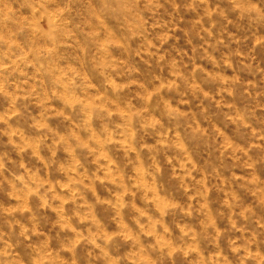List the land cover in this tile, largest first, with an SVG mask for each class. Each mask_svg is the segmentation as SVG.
Masks as SVG:
<instances>
[{
  "label": "rangeland",
  "instance_id": "obj_1",
  "mask_svg": "<svg viewBox=\"0 0 264 264\" xmlns=\"http://www.w3.org/2000/svg\"><path fill=\"white\" fill-rule=\"evenodd\" d=\"M36 4L0 0V117L11 102L4 89L23 100L21 115L0 123V158L23 163L51 188L49 196L60 198L44 208L29 198L49 247L74 243V256L63 255L77 264H241L244 248L234 253L232 247L250 241L251 251L264 254V199L257 191L264 182V22L238 19L229 0H136L135 14L128 17L132 24L120 12L93 19L97 0H47L43 17ZM6 39L18 45L15 54L5 56ZM108 65L113 70L106 71ZM109 77L123 90L113 93L105 83ZM157 89L175 114L164 116L157 100L153 113L160 126L133 129L136 151L128 152L117 135L97 151L94 144L105 140V129L121 123L125 106L139 108L142 90L156 95ZM52 90L60 97L44 104ZM72 100L86 105L88 115L79 106L67 109ZM40 122L51 133L36 144L45 131L37 127ZM177 133L184 149L157 151ZM184 150L189 162L182 168ZM129 158L144 165L159 161L161 206L175 204V209L161 217L142 192L125 191L135 183ZM108 160L115 162L111 174L101 167ZM74 179L87 188L70 183ZM10 191L0 185V212L17 205ZM201 191H207L215 231L203 228ZM73 193L75 200L64 204L69 226L61 230L53 209ZM17 218L31 223L27 213ZM7 220L0 215V228L6 230ZM150 223L156 231L147 235ZM94 238L100 247L91 242ZM31 239L38 243L37 237ZM164 242L167 247L161 249ZM25 244L15 251L27 261Z\"/></svg>",
  "mask_w": 264,
  "mask_h": 264
},
{
  "label": "clouds",
  "instance_id": "obj_2",
  "mask_svg": "<svg viewBox=\"0 0 264 264\" xmlns=\"http://www.w3.org/2000/svg\"><path fill=\"white\" fill-rule=\"evenodd\" d=\"M232 5V10L237 13V18L240 20L247 21L248 23H261L264 22V0H229ZM47 0H37L36 10L43 9L40 12V16L43 17L48 15ZM136 8V0H97V4L93 6V19L102 18L103 13L106 11L112 12H120L125 16V19L129 24H132L133 21L128 19L130 16H134ZM231 23V21H229ZM98 35L97 32H93L92 36L95 38ZM5 47V56L11 54H15V48L18 45L15 44V41L9 42L8 39L4 41ZM17 59H20L17 56ZM161 59H163L161 57ZM15 63V61H13ZM7 70V69H5ZM112 66L108 65L106 67V71H111ZM176 71V69H173ZM181 82H183V78L180 77ZM105 83L111 89L113 93H117L123 90V85H116L113 83L111 78L106 79ZM78 86V85H77ZM171 87L175 88L176 85L173 84ZM4 94L10 95L11 102L9 111L4 113L2 117H0V123L5 125L8 124L9 119L12 116L21 115L20 107L23 104V100H18L16 98L15 92L8 94L7 90H3ZM157 94H151L144 90H142V95L140 97L141 104L139 108L128 107L125 106L124 111L126 115L120 124L116 125L114 128L105 129V140L103 142L96 141L94 147L97 151H103L104 145L107 143H111V138L113 135H117L121 137V143H127L128 152L136 151L133 146L134 144V133L133 129L138 133L140 131H146L148 129H157L160 126V119L157 118V115L153 113V108L157 100H159V109L160 112L163 113L164 116H173L175 114V109H172L167 100H164L162 97L158 95L159 89L156 90ZM38 95V94H37ZM60 91L52 90L51 96H45L43 98L44 104H47V101L51 98H59ZM39 102V101H38ZM104 103V101H101ZM79 106L81 111L85 113V116L88 115V110L86 105H84L79 100H72L69 103H66L65 107L69 110L74 107ZM109 106L113 107L114 110L119 111L118 106L109 102ZM107 114V112H105ZM43 120H46L47 117L42 113ZM37 127L40 129H44L45 131L40 133L41 139L36 141V144H43V140L48 138V135L51 133V129L48 128V125L44 122L38 123ZM87 131V129H84ZM65 137H61V140H64ZM90 140H94L95 138L90 136ZM60 141L54 140L53 143H59ZM162 143V141L160 142ZM27 147H35V145H27ZM77 148L84 147L87 148V145H76ZM226 147H231L230 145H226ZM169 149H184V142L179 133L176 134L175 138H169L167 144L163 146V148L157 147V151L167 152ZM33 155H37V152L34 150ZM91 154V152L89 153ZM184 163L180 165V167H184V164L188 163L187 152L184 150ZM222 155L226 153L222 152ZM55 155V152L52 153ZM42 159V158H41ZM107 159V158H106ZM43 162V159H42ZM166 162L169 164L171 160L166 158ZM76 163H79L78 161ZM114 161L108 160V163L101 165L102 168L106 170V174H111L113 171L111 169V165L114 164ZM127 164L133 165L134 168V181L135 183H129V187L125 189V191L132 192L135 189V192H142L141 198L148 202L149 199L156 204L158 211L160 212L161 217L165 215L166 209L173 210L177 206L175 204H166L163 207L161 206V197L158 195V185L157 178L161 174V167L159 161L153 160L152 163L144 165L134 158H129L127 160ZM9 165H13L15 170L10 171ZM47 167V165H45ZM20 169H24V171H20ZM75 171V168H73ZM8 173V175H5ZM94 179H98V177H94ZM70 183L73 184H81L83 185L82 180H72ZM0 185H7L11 190L9 195L11 198L16 199L17 205L11 209H5L0 212V215H4L8 217L6 221V230L4 228H0V264H77L75 258L67 259L64 257L65 252L72 253L74 256V243H69L67 245H61L58 249H52L49 247V237L40 232L38 225L35 223V211L31 206L30 197H35L40 201L39 207H52L50 203L51 200L60 199L53 193L49 196V193L52 191L50 187H45V182L40 180L35 173H31L30 170L24 168L23 163H15L10 160H6L0 158ZM63 187L68 188L69 185L66 183ZM83 188L86 189L87 185H83ZM71 191V189H70ZM260 193L261 199H264V182H260V187L257 189ZM151 193V196H149ZM135 194V193H134ZM201 198L204 200V203L201 204V211L205 212L206 219L203 224L204 229L211 228L215 231V221L212 219V216L207 213V191H201L198 193ZM76 198V194L68 196L66 199H63L61 203L54 208V211H57L58 220L56 223L60 226L61 230L65 227H68V217L63 215L65 212L64 204L69 201H74ZM122 198V196H121ZM123 206V205H121ZM27 213V218L31 223H23L20 219L17 218V215L23 216ZM143 216L144 213H141ZM177 227H180L177 225ZM143 229V225L141 226ZM156 231V224L150 223L148 225V229L146 230L147 235H152ZM168 232V228H164V233ZM181 232L184 236H187L188 233L184 232L183 228H181ZM209 235L212 233L209 232ZM32 237H37L38 243L32 242ZM43 237V239H40ZM20 238H23L21 241ZM103 239V237H97ZM110 239V238H109ZM21 242H26L25 246L30 249L28 260L25 261L22 259L19 254L15 251L18 245ZM91 242L96 246L100 247V245L96 244V239H92ZM235 244V242H232ZM254 243V241H250L244 245H236L232 247V251L238 252L241 247L244 248V259L241 260V264H244V260H248L251 264H264V254H261L259 250L253 252L250 250L249 245ZM161 249L167 247V242H164L160 245ZM170 255V253H169ZM139 264V261L136 262ZM150 264H155V261H151ZM223 264V262H221Z\"/></svg>",
  "mask_w": 264,
  "mask_h": 264
},
{
  "label": "bare ground",
  "instance_id": "obj_3",
  "mask_svg": "<svg viewBox=\"0 0 264 264\" xmlns=\"http://www.w3.org/2000/svg\"><path fill=\"white\" fill-rule=\"evenodd\" d=\"M65 98V97H64Z\"/></svg>",
  "mask_w": 264,
  "mask_h": 264
}]
</instances>
